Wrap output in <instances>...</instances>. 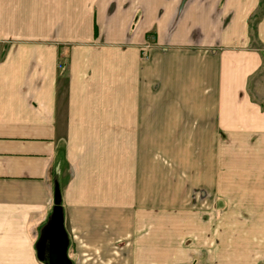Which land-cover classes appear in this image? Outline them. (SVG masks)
Here are the masks:
<instances>
[{
	"label": "crops",
	"instance_id": "crops-1",
	"mask_svg": "<svg viewBox=\"0 0 264 264\" xmlns=\"http://www.w3.org/2000/svg\"><path fill=\"white\" fill-rule=\"evenodd\" d=\"M260 1L0 0V264H264Z\"/></svg>",
	"mask_w": 264,
	"mask_h": 264
},
{
	"label": "trees",
	"instance_id": "trees-1",
	"mask_svg": "<svg viewBox=\"0 0 264 264\" xmlns=\"http://www.w3.org/2000/svg\"><path fill=\"white\" fill-rule=\"evenodd\" d=\"M263 12H264V0H261L257 13L250 19V34H251V36L254 35V24L261 18Z\"/></svg>",
	"mask_w": 264,
	"mask_h": 264
},
{
	"label": "water",
	"instance_id": "water-1",
	"mask_svg": "<svg viewBox=\"0 0 264 264\" xmlns=\"http://www.w3.org/2000/svg\"><path fill=\"white\" fill-rule=\"evenodd\" d=\"M56 201L58 202L59 201V194L58 193H56Z\"/></svg>",
	"mask_w": 264,
	"mask_h": 264
}]
</instances>
